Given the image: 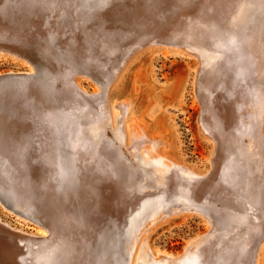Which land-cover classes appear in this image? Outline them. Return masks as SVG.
Wrapping results in <instances>:
<instances>
[{
	"label": "bare ground",
	"instance_id": "bare-ground-1",
	"mask_svg": "<svg viewBox=\"0 0 264 264\" xmlns=\"http://www.w3.org/2000/svg\"><path fill=\"white\" fill-rule=\"evenodd\" d=\"M7 1L0 0V55L7 54L14 60L16 57L22 58L29 73L35 69V63L41 66L48 61L49 65L44 69V76L38 78L39 83L33 84L32 91L22 88L21 91L26 94V97L23 96L25 106L22 109L5 107L9 116L6 119L10 128L8 133L13 139L4 151L5 160L25 168L24 171H18V178L20 183H34L35 189L26 190L28 196L35 192L44 198L20 200L27 213L35 214L43 220L34 235L37 238L14 233L13 229H9L0 220V264H123L128 254L124 249L125 239L141 224L142 219H150L159 212L161 214L163 210L158 206L164 201L168 204L172 198L178 208H173L168 213L163 212L162 218L156 215L159 217L157 219L192 210L202 218L206 217L209 222L205 223L206 228L211 227L210 233L213 229L215 236L213 244L208 245V250L215 252L217 257L211 260L214 263L209 261V264H258L263 248L261 242L264 240V136L263 132L259 135L256 129L264 127V104L263 107L260 104L261 109L255 104L257 91L253 87L256 84L257 87L264 86V0H70L68 4L59 0L58 3L47 1L36 4L37 13L26 8L29 0H22L21 5ZM23 11L28 15H20L19 12ZM90 11L91 14L84 20L83 16ZM50 27L57 30V33L52 34L53 30L48 29ZM226 28L231 32V29L238 30L245 35L250 47L245 49L241 42L243 53L249 55L252 50L251 55L242 57L239 61L241 58H234L238 54L224 55L226 53L222 51L220 54L219 51L215 53L213 33L226 31ZM257 35L260 38L263 36L262 44L259 45L262 50L258 54L255 53L259 38ZM32 36L36 42L31 39L30 43H38L41 50L33 49L27 43L26 39ZM53 40L64 46L53 49ZM234 40L235 44L240 41L236 38ZM224 42L226 44L227 40ZM229 44L231 43L226 45ZM166 45L181 46L196 59L192 89L201 110L198 131L211 148L210 157L206 159L211 163V170L205 171L206 179L202 172H195L184 164L162 157L161 153L157 154L154 146L158 139L146 134V125L142 126L140 123L143 120H133L130 104L126 101L115 104L104 94L118 74L117 71L110 74L112 62L122 59L118 64L121 68L145 46ZM49 50L56 52V55L51 57ZM233 50L236 51L237 48L234 47ZM256 65L261 69L259 77L253 74ZM80 71H88L97 81V86L90 93L77 81L73 82L77 89L72 90L64 82L67 76L74 80L73 75ZM229 86L237 88L241 97L250 100L255 106L251 115L255 121L248 128L233 126L238 115L232 97H235L237 91L232 92L229 100H226L224 93L217 94L218 90L224 92L222 87ZM213 88L218 89L215 92L219 95L218 98L213 94ZM153 110L154 108L150 109ZM120 122L122 129L117 126ZM240 131L248 139L246 136L241 137ZM116 137L119 138L124 155L130 160L126 163L131 162L133 166H137L136 159L142 158L143 162H138L142 168V171L138 170L141 171V179L147 178L153 187L166 179L174 183V186H185L183 189L187 188L186 191L190 188L188 193L191 194L186 193L188 196L176 192L181 189L180 186L176 187L174 193L167 189L169 193L163 191L161 195L164 198L171 197L168 198L169 202L165 199L160 202L161 205H156L154 202L159 196L147 197L156 192H152L153 189H150L151 192H134V198L136 195L137 199L143 196L140 204L142 207L139 206L141 211L138 208V217L132 216L129 228L122 229L120 234H114L109 229L110 214L106 211L109 189L105 190L106 181H109V145L117 147L114 142ZM31 159L34 160L31 162ZM35 163L38 164L35 166ZM235 167H239L245 181L240 187L234 185L231 169ZM33 171L37 182L28 178ZM219 177H223L222 182L210 185L206 182L217 181ZM190 181H199L201 184L195 182L190 186ZM201 194L203 195L200 196ZM199 197L208 199L204 202V198L199 200ZM98 199L102 201L100 206L104 210L101 211V216L96 217L92 213L97 206L95 200ZM161 199L163 200L162 197ZM79 204L87 207L88 218L92 214V220H85L89 225H82L84 221L81 223L80 211L75 210ZM3 209L12 214L9 209ZM14 217L25 222L22 219L25 218V212L17 213ZM154 220L150 224L153 225ZM97 221L102 226L99 231L94 225ZM204 234L188 240L184 249L194 245ZM141 235L142 233L137 238H141ZM71 238L77 241L71 242ZM135 245L131 255L127 256V264H138V247ZM196 253L199 254L200 251ZM201 254L200 257L203 255ZM153 256L162 264H176L178 257L160 249H155Z\"/></svg>",
	"mask_w": 264,
	"mask_h": 264
},
{
	"label": "rangeland",
	"instance_id": "rangeland-1",
	"mask_svg": "<svg viewBox=\"0 0 264 264\" xmlns=\"http://www.w3.org/2000/svg\"><path fill=\"white\" fill-rule=\"evenodd\" d=\"M8 1H10V2L14 1L13 3L17 4V5L22 4L21 3L22 0L21 1L16 0V2H15V0H8ZM47 1L50 3H52V2L58 3L59 2V0H29L25 6L29 10H35L37 13L38 11H37L35 5L40 4V3L43 4ZM69 2H70V0L62 1V3H66V4H68ZM68 12L69 11H67V13ZM19 13H20V15H23V16L28 15L25 11L19 12ZM42 14L45 15V13H42ZM90 14H91V11L87 12V15L83 16V19L86 20L88 18L87 16ZM259 15L261 16V12L259 13ZM83 19L81 21H84ZM48 29L53 30V31H51L52 34L57 33V30L54 31V29L52 27H50ZM229 30L230 29L226 28V31L221 30L222 32L213 33L214 38L212 40V44L214 46V50L216 48L215 53L217 54L219 51L218 54L225 52L226 54L223 53L224 55L238 54L234 58L235 59L241 58V59H239V61L242 60V57L244 58V57H248L249 55H251L252 50L250 51L249 55H248V53H243L244 52L243 46L245 47V49L250 47L248 44L249 40H247V38H245V35L240 33L238 30L233 31V29H231L232 32ZM234 33H236V34H234ZM225 35H226V38H225ZM234 35H238V36H234ZM257 36L259 38L256 41L257 42V49L255 48L256 54L261 53L262 47H259V45L261 46L262 38H263V36H262V38H260L259 35H257ZM33 37L34 36L26 39L28 44L30 43L31 39L34 40ZM228 37H230V38L228 39ZM232 37L236 38V40H238V41L240 40L239 43L236 41V44H235L234 38H233L234 42L231 39ZM242 37H244L245 39L243 38V40H242ZM219 39L222 42H220ZM260 39H261V41H260ZM226 40H227V43L232 44L231 47H230L231 44H229V45H226L227 43L225 44L224 41H226ZM228 40L229 41L232 40V41L229 42ZM53 42H54V40L51 42V45L55 44L54 45L55 47L52 46L53 49H57L59 47L64 46L59 41H58L59 43L57 41H55L54 43ZM241 42H242L243 46H241ZM234 44H235V46H234ZM29 45H31L33 49H40L41 50L38 43L35 45L30 43ZM67 45H68V43H67ZM219 45L221 47H219ZM233 46L235 48H237V50L238 49L239 50L238 51L233 50V48H234ZM222 47H223V49H221ZM258 47H259V49H258ZM231 48H232V50H231ZM241 49H242V52H241ZM230 50L232 53L230 52ZM36 51L38 52V50H36ZM45 51H46V49H45ZM50 51L51 50L48 51V54L51 57L56 55V52H52V51L50 52ZM237 52H239V53H237ZM39 60H37V61L39 62ZM256 60L259 61L258 58ZM22 61H23L22 58L16 57V60H14L11 57H9L7 54L0 55V103H1L0 105H3L0 107V220L3 224H7L9 229H13L14 233L22 234L28 238H37L34 235H36V230L43 220H42V218H40L41 219L40 220L39 217H37L35 214L32 215L30 213H27L26 207L24 206L23 203L20 202V200L22 198L23 199L24 198L25 199H30V198L35 199L36 197L39 200H41L44 197H42L41 195H40L41 196L40 197L39 195H37L38 193L35 194V192H33L34 194L28 196L29 194L26 192V190L27 191L31 190V188L35 189L33 187L34 183H28V182L27 183L26 182L20 183L19 182L20 179L18 178L19 177L18 174H20V172H18V171H20V170L24 171L23 169H25V168L24 167L23 168L18 167L15 164L9 163L8 161L5 160V157H4L5 152L4 151L6 150V146L10 145V141H13V139L10 138L9 133H8L10 128H9V123L7 122L6 119H8L9 116L6 114L5 107L8 109V107L11 106V107H13V110L22 109L25 106L24 103H25V97H26L25 92H22L23 91L22 88L25 87V88H27V90L32 91V89L34 88L33 84L39 83L40 80L38 78H41L42 76H44L43 75L44 69L46 67H48L49 63H47L48 62L47 61L46 62L47 64L44 63L41 66L38 63H37L38 65L35 63V69L33 70L32 73H29L28 72V66L26 64H24ZM121 62H122V59H119L117 61L112 62L110 65V71H111L110 74L112 75V73H114L116 71L118 72V74L115 76V78H114L113 82L111 83V85L109 86V88H107V91H105V89L102 88L103 91H105L104 94L107 95L108 99L115 104H120V103H123L124 101H126L130 104V111L132 113L131 117L134 118L133 120H135L136 122H138L139 120H141V121L143 120L140 123L142 124V126L146 125L145 126L146 134H148L149 136L152 135L158 139L156 142V146H154L155 147L154 150H155V152H157V154L161 153L160 155L162 157H166L167 159L174 160L179 164H184L187 167H189L190 169H192L198 173L202 172L204 174L207 172V169L211 170L210 169L211 163H210V161L206 160L207 158L210 157L209 153H210L211 148H210V144L202 137V135L198 131V124L197 123H198V116H199V113L201 110H200L199 103L197 102V100L194 97L193 89H192V81H193L192 79L195 75L194 74L195 68H197V66L195 67L196 59H194L193 56L191 54H189L187 51L182 49L181 46L172 47L171 45H166V46H151V47L145 46L142 50H140L139 53L132 55L125 62V64L120 68L118 66V64ZM254 65L255 64L253 63V66ZM257 68H258L257 65L255 68H253L255 71V73H253V74L256 77H259L258 74H260L259 71H261V69H259V68L257 69ZM37 69H38V71H37ZM40 69H41V71H40ZM118 70H120V71H118ZM11 72H12V74H11ZM47 75L51 76L50 74H47ZM29 76H30V79H29ZM73 79L74 80H72V77L69 78V76H67V78L64 80V82L66 84H68L67 85L68 89H69V87L71 90H72V88L75 89L76 87H75V84L73 82H76V81L79 82L81 87L86 89L89 93L95 86H97L96 85L97 81L91 77L90 73L88 74V71H80V73L74 74ZM23 80H24V82H23ZM14 85H16V86H14ZM222 88H223L224 92H221L220 90L215 89V88H213L214 92L213 91L212 92H213V94L216 95V97L217 96L219 97L220 94L222 95L224 93V95L226 96V100H229L231 98L232 92L235 93L237 91L236 90L237 88L231 87V86L222 87ZM253 88H255L254 91H257L255 93V100H256L255 104L259 105L258 107L261 109L263 107V104H264V95L262 96V94H264V93H261V92H264V91H262V90H264V86L258 85V87H257V84H256V85H254ZM13 89H15V90H13ZM217 90L219 91V93L217 92ZM215 92H217V94H219V95H217ZM86 95L88 96L90 94H86ZM23 96H25V97H23ZM27 96H28V94H27ZM232 99H233V101H235V106L237 107L236 108L237 109L236 114L238 115V118L236 116V119H235L236 123L234 122L233 126L234 125H236V126L240 125V128L244 129V128H248L249 126H251V124H254L255 120H253L254 118L251 117L252 113L254 112V107H255L254 104H252V102L250 100L242 98L241 92H239V91H237V93H235V97H232ZM260 104L262 105V107L260 106ZM239 105H241V106H239ZM151 108H154V110L150 111ZM18 112H20V110ZM6 115H7V117H6ZM137 119H138V121H137ZM143 122H144V124H143ZM124 124H125V120L123 122V125ZM117 126L120 129H122V122H120ZM132 127H133V129H135L134 126H132ZM259 127H261V128H258L260 130L256 129L258 131V134L261 135V133L263 132L262 134L264 136V127L263 126H259ZM262 129H263V131H261ZM241 131H240L239 135L241 137L245 138L246 134L244 135L243 132L241 133ZM7 133H8V135H6ZM117 133L120 134V132H117ZM234 133H236V131ZM118 139H119L118 137L114 138V142L117 144L116 145L117 147L111 146L112 147L111 148L109 145V181L105 177V180H107L105 190L109 189V193L107 195L109 198V203L107 204L108 209L106 211L109 212V214H110L109 215V226H110L109 229L114 231V234L115 233L120 234L121 233L120 231L122 229L127 230V228H129L128 224H130V222L132 220L131 219L132 216H133V218L138 217V215L140 213L139 210L141 211L140 207H142V206L140 204H142L141 202L143 200H141V199L143 196H140V197L138 196L139 199H137V195H136V197L134 198V192H143V191L144 192H151V190L153 189L152 192H155V191L156 192L153 194L147 195V197L150 198L149 196H154V195L159 196V199L156 197L158 201L155 200L156 202H154L156 205H158V203L160 204L161 201H164L165 199L168 200V198H171V197H167V198L165 197L164 198L161 195V192H163V191L169 193V190H170L171 193H174L176 191L175 189L179 188V186L181 187V189L180 190L178 189L176 192L182 193L184 195L190 191V188H188V190L186 191L187 188L183 189L185 186H183V185L182 186L181 185L174 186L175 185L174 183L168 182L166 179L164 180V182L162 181V182H160L159 185L157 184V186H154V187L152 184H150L152 182L148 181L147 178L141 179L142 168L140 167V163L143 162L142 158L136 159V161L138 160V162H140V163H138V162L136 163L137 166H133L131 162H130V164H128L130 160L124 155V152L122 151V147H121V145H119L120 141ZM247 139H248V137H247ZM160 141H162V142H160ZM117 150H118V152H117ZM121 153H123V154H121ZM33 160L34 159H31L30 161L32 162ZM126 162H128V163H126ZM37 164L38 163H35V166ZM8 168H10L9 171H8ZM129 168H130V170H129ZM132 168H133V170L135 169V171L132 170V173H131ZM138 170H141V171H138ZM231 171L233 173L232 175H234L235 187H240L241 183H243L245 181H244V179H242L243 175H241L239 167H235V168L231 169ZM134 172H138V173L136 174ZM31 174L28 175L29 176L28 178L36 180V178H35L36 173L33 171V173H31ZM134 174H136V175H134ZM222 176L224 177L225 175H222ZM261 176H263V174ZM203 177L205 179L207 178L206 175ZM189 178L192 179L191 176ZM222 178L219 177V178H217V181L215 179L212 181L207 180L206 182L208 185H210L213 183H218L220 181L222 182ZM181 179H183V178H181ZM143 180H144V183H143ZM196 180L202 181L201 179H196ZM137 181H138V183H137ZM145 181H146L147 185L145 184ZM165 181L169 184V186ZM36 182H37V180H36ZM195 182H197L198 185L201 184V182H199V181H195ZM195 182L193 183V181H190V182H188V184H190V186H192V184H196ZM258 182H259V180L256 181V183H258ZM164 183H166L167 185ZM160 186H162V187H160ZM164 186H166V187H164ZM155 187H156V189H155ZM197 188H200V186H198ZM197 188H195V189H197ZM167 189H169V190L166 191ZM188 194H186V195H188ZM189 195H191V194H189ZM202 195L203 194H201L200 196H202ZM161 197L163 198V200L161 199ZM203 198L204 197H199V200H203ZM205 199H208V197L204 198V200H203L204 202H206ZM99 200L100 199L95 200V202L97 203L96 209H98V210H96L94 208L93 213H92L96 217L101 216L102 212L104 210L100 206V203L102 201L100 202ZM164 202H162L161 204L162 205L165 204L166 206L163 207L161 204H160L161 205L160 207L158 206V208L162 209L164 213H168V212L172 211L173 208L174 209L178 208V205H176V202H175V200H173V198H172V201L170 200V202L168 200V202H169L168 204H167V202L166 203H164ZM18 203L20 204L21 207L19 206ZM138 203H139V205H138ZM229 204L231 206V203H229ZM80 206L81 207L83 206V207L81 208ZM131 206L133 207V209ZM217 206H218V204H217ZM3 207L6 208L7 210L9 209L12 212V214H10V213L8 214V212L5 211L3 209ZM135 207L137 208V210L139 208V210L137 211ZM134 209H135V211H134ZM75 210L80 211L79 218L82 219L81 223H83V221L85 222L82 225H84V224L89 225L90 223L88 221L86 223L85 220L91 219L90 216L92 217V214L91 215L89 214V218H88V214H86V213H88L87 207L84 206V204H79V206H77L75 208ZM23 212H25V218H22V219H24L25 222H21L20 220L15 219V217H14L15 214H17V213L20 214ZM135 212H137L138 214ZM163 212L161 214L159 212V213H156L153 215L152 218L155 219V220L153 219L155 225L150 224L151 223L150 221H153V220H150L152 218L142 219L140 222L141 224L133 232H131V234L125 239V247L126 248H124V249H126V251L128 253L127 256L131 255L130 252L131 251L133 252L134 247H136L135 244H137L138 248L136 251L138 254L137 255L138 264H141L142 262H144L143 264H149L150 262H151L150 264H155L156 262H157L156 264H162V262L160 263V261H158L157 258H155L153 256V252L155 249H160L162 251L168 252L172 255H175V257L178 256L176 264H207V263L209 264V263L213 262L211 260H215L217 258L215 252L211 253L208 250V245L210 246L213 244V242H214L213 239L215 236H213L214 235L213 229L210 233L211 227H209L210 229L208 228L209 230L206 228L207 226L205 223L208 222V219L206 217L202 218V216H200V214H198L192 210V211H189V212L186 211V212H183L181 214L174 215V216H168L165 219H161V220L157 219V218H159L157 216H160L161 218L163 217ZM80 214H81V216H80ZM35 217H37V218H35ZM119 217H120V219H118ZM113 218H115V219H113ZM127 218H128V220H127ZM32 221H34V222H32ZM118 223H119V225H118ZM94 225H96L95 227H97L98 231L102 229V226H100L101 224L99 223V221L95 222ZM127 225H128V227H127ZM146 225H147V228H145ZM209 226H211V225L209 224ZM143 231H144V233H143ZM140 233H142V235H141V238L138 239L137 237ZM201 233H205L203 238L195 241L194 245H192L191 247L184 249L185 244L187 243L188 240L196 237L197 235H200ZM109 235H111L110 232H109ZM205 235H206V238L208 237L207 239L206 238L204 239ZM73 239L74 238L70 239L71 242L77 241V240H75V239L73 240ZM136 240H137V242H136ZM199 243H201V244H199ZM208 243H210V244H208ZM261 244L260 245L263 246V248L260 252L261 257L258 260V264H264V240L261 242ZM130 246H132V247H130ZM195 247H197V248L195 249ZM67 249L68 248H66V250ZM192 249H193V252H192ZM197 249H198V251H197ZM201 249H204V250H201ZM188 250H190L189 251L190 253L188 252ZM199 251H200L199 254H201L202 252L205 251L204 252L205 254L204 253H202L203 255L201 254L202 255L201 257L203 259H201L200 255L196 253ZM191 253L193 255H191ZM127 256L125 257L126 260L124 259L123 264H127V262H128ZM139 256H140V258H139ZM205 258H206V260L207 259L208 260L206 261ZM150 259L152 261H154V263H152V261ZM139 260L141 263L139 262ZM191 260H192V262H191ZM203 261H205L206 263ZM209 261H211V262H209Z\"/></svg>",
	"mask_w": 264,
	"mask_h": 264
},
{
	"label": "water",
	"instance_id": "water-1",
	"mask_svg": "<svg viewBox=\"0 0 264 264\" xmlns=\"http://www.w3.org/2000/svg\"><path fill=\"white\" fill-rule=\"evenodd\" d=\"M32 222H34V221H32Z\"/></svg>",
	"mask_w": 264,
	"mask_h": 264
}]
</instances>
